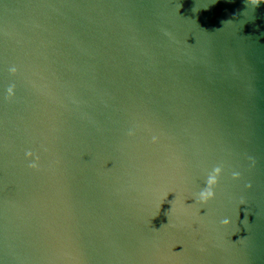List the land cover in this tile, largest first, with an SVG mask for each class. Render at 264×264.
<instances>
[{
    "label": "water",
    "instance_id": "1",
    "mask_svg": "<svg viewBox=\"0 0 264 264\" xmlns=\"http://www.w3.org/2000/svg\"><path fill=\"white\" fill-rule=\"evenodd\" d=\"M0 264H264V0H0Z\"/></svg>",
    "mask_w": 264,
    "mask_h": 264
},
{
    "label": "clouds",
    "instance_id": "2",
    "mask_svg": "<svg viewBox=\"0 0 264 264\" xmlns=\"http://www.w3.org/2000/svg\"><path fill=\"white\" fill-rule=\"evenodd\" d=\"M211 193H209V195H210Z\"/></svg>",
    "mask_w": 264,
    "mask_h": 264
}]
</instances>
